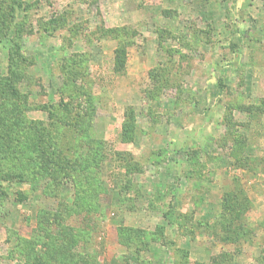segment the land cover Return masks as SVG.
Wrapping results in <instances>:
<instances>
[{"label":"rangeland","instance_id":"obj_1","mask_svg":"<svg viewBox=\"0 0 264 264\" xmlns=\"http://www.w3.org/2000/svg\"><path fill=\"white\" fill-rule=\"evenodd\" d=\"M0 92V264H264V0H0Z\"/></svg>","mask_w":264,"mask_h":264},{"label":"trees","instance_id":"obj_2","mask_svg":"<svg viewBox=\"0 0 264 264\" xmlns=\"http://www.w3.org/2000/svg\"><path fill=\"white\" fill-rule=\"evenodd\" d=\"M13 48H19L17 41H14ZM1 94L2 93L0 92V95ZM10 115V112L7 111H3L0 115V138H4L7 141L13 142L12 145H9L7 150H9L8 152H16L20 151L19 138L21 137V133L16 127V118L10 120ZM128 119L131 118L129 117ZM125 126H129L127 120ZM134 132L135 130L133 128L129 134L133 135ZM220 204V220L217 222L212 233L219 235L221 232H223L227 241L233 240L239 242V240L243 239L244 236L251 232V228H249L246 224L245 216L252 203L243 189V183L237 175H235L232 178V181L226 185V190L224 191ZM51 256L53 255L48 253L47 257ZM49 262V258L42 259V256L35 255L34 262H31L30 264H46Z\"/></svg>","mask_w":264,"mask_h":264}]
</instances>
